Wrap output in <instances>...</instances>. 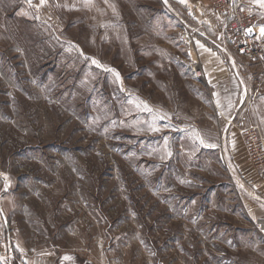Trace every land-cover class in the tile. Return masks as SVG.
<instances>
[{
	"label": "rangeland",
	"instance_id": "obj_1",
	"mask_svg": "<svg viewBox=\"0 0 264 264\" xmlns=\"http://www.w3.org/2000/svg\"><path fill=\"white\" fill-rule=\"evenodd\" d=\"M189 22L169 0H0V264H264L236 144L264 138V67L205 30L249 89L232 128Z\"/></svg>",
	"mask_w": 264,
	"mask_h": 264
},
{
	"label": "crops",
	"instance_id": "obj_2",
	"mask_svg": "<svg viewBox=\"0 0 264 264\" xmlns=\"http://www.w3.org/2000/svg\"><path fill=\"white\" fill-rule=\"evenodd\" d=\"M169 2L184 17L190 19L189 25L200 34V36L196 37L195 46L200 53L204 79L207 85L212 87L213 94L221 98V101L228 107V109L226 108L224 110L229 114V121L233 124L231 127L236 128L244 119L243 113L249 108L247 104L245 105L243 99H239V92L242 96L243 94L245 96V92H249V89H244L245 87L243 86L242 88L240 85V82L243 81L241 78L243 76H240L234 71L237 61L235 59L226 61L216 55H212L211 50L205 45L202 39V36L206 37L205 30H224L227 21L231 18L232 12L228 11L225 13L211 10L210 0H169ZM236 8L237 5L233 7V10ZM258 26V31L264 34V31H262L264 25L260 22ZM255 66L259 68L258 65ZM252 78L254 77L252 76ZM253 96H264L263 88L261 90L257 89ZM236 144L239 147V151L242 152L240 154L241 156L243 155V162L249 164L248 156L244 151L240 137L237 138ZM248 164L241 169V175L243 177L241 181L244 185L243 189L246 192L244 204L251 217H262L264 216V178H260L259 172Z\"/></svg>",
	"mask_w": 264,
	"mask_h": 264
},
{
	"label": "built area",
	"instance_id": "obj_3",
	"mask_svg": "<svg viewBox=\"0 0 264 264\" xmlns=\"http://www.w3.org/2000/svg\"><path fill=\"white\" fill-rule=\"evenodd\" d=\"M237 3L238 0H210L212 10L232 12L226 28L232 39L235 55L264 67V34L256 30V24L250 18L242 16L237 8L233 10ZM182 38L191 42L186 30ZM191 70L197 78H202V69L197 61L191 65ZM242 132L248 160L264 178V138L259 137L252 127L244 128Z\"/></svg>",
	"mask_w": 264,
	"mask_h": 264
},
{
	"label": "snow or ice",
	"instance_id": "obj_4",
	"mask_svg": "<svg viewBox=\"0 0 264 264\" xmlns=\"http://www.w3.org/2000/svg\"><path fill=\"white\" fill-rule=\"evenodd\" d=\"M260 2L261 3H264V0H260ZM262 31H264V29H262ZM94 63L96 62V61H93ZM201 143H203V141L201 140ZM208 146H210V147H214V145H208Z\"/></svg>",
	"mask_w": 264,
	"mask_h": 264
},
{
	"label": "bare ground",
	"instance_id": "obj_5",
	"mask_svg": "<svg viewBox=\"0 0 264 264\" xmlns=\"http://www.w3.org/2000/svg\"><path fill=\"white\" fill-rule=\"evenodd\" d=\"M256 30H257V31L259 30L258 27H256Z\"/></svg>",
	"mask_w": 264,
	"mask_h": 264
}]
</instances>
